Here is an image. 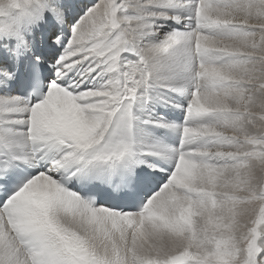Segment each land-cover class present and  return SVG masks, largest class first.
Masks as SVG:
<instances>
[{"label": "snow or ice", "instance_id": "snow-or-ice-1", "mask_svg": "<svg viewBox=\"0 0 264 264\" xmlns=\"http://www.w3.org/2000/svg\"><path fill=\"white\" fill-rule=\"evenodd\" d=\"M13 3L0 264H264V0Z\"/></svg>", "mask_w": 264, "mask_h": 264}, {"label": "clouds", "instance_id": "clouds-1", "mask_svg": "<svg viewBox=\"0 0 264 264\" xmlns=\"http://www.w3.org/2000/svg\"><path fill=\"white\" fill-rule=\"evenodd\" d=\"M24 0H16L23 4ZM26 20L21 16V9L16 7L13 0H0V28L5 26L24 27Z\"/></svg>", "mask_w": 264, "mask_h": 264}]
</instances>
